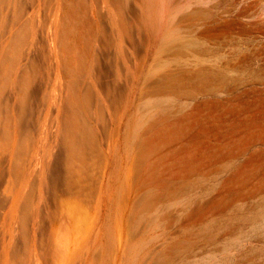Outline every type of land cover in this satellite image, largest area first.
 Returning a JSON list of instances; mask_svg holds the SVG:
<instances>
[{"label": "rangeland", "instance_id": "374dc122", "mask_svg": "<svg viewBox=\"0 0 264 264\" xmlns=\"http://www.w3.org/2000/svg\"><path fill=\"white\" fill-rule=\"evenodd\" d=\"M0 264H264V0H0Z\"/></svg>", "mask_w": 264, "mask_h": 264}, {"label": "bare ground", "instance_id": "6f19581e", "mask_svg": "<svg viewBox=\"0 0 264 264\" xmlns=\"http://www.w3.org/2000/svg\"><path fill=\"white\" fill-rule=\"evenodd\" d=\"M69 230V229H68ZM66 233V232H65ZM64 234V233H63ZM66 238V237H65ZM69 238V237H68ZM66 242V241H65ZM61 243H63V242H61ZM62 247H63V245H62ZM65 253V252H64ZM61 255V254H60ZM62 256H65L64 254L62 255ZM60 257V256H59ZM61 258V257H60Z\"/></svg>", "mask_w": 264, "mask_h": 264}]
</instances>
